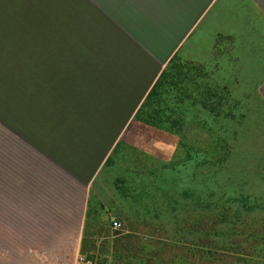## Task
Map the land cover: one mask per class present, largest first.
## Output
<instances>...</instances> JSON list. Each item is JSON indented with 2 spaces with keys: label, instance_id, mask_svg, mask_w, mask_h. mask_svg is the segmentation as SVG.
<instances>
[{
  "label": "rangeland",
  "instance_id": "rangeland-1",
  "mask_svg": "<svg viewBox=\"0 0 264 264\" xmlns=\"http://www.w3.org/2000/svg\"><path fill=\"white\" fill-rule=\"evenodd\" d=\"M86 10L84 0H0V26L6 22L38 25L43 20L42 25L56 26L59 21L64 35L80 38L74 41L79 65L71 66L66 61L57 64V34L43 33L44 49L24 48L28 43H22L17 34L0 30L1 120L5 121L7 107L16 99L38 101L41 97L33 91L70 85L72 77L55 80L53 76L67 74L71 68L80 73L79 88L97 91L104 85L103 89L111 90L124 80L130 83L137 58L118 34L106 35L105 41L109 55L115 62L124 59L126 66L116 74L112 70L111 76L98 70L103 65L93 59L102 56L103 49H87L81 43L87 39ZM44 11L46 17H33ZM92 17L100 23L97 15ZM30 35L38 40V34ZM191 51L194 54L179 49L160 68L159 77L115 146L125 150L122 158L117 155L115 159H121L123 166L126 163L127 175L142 180L143 202L150 208L141 214L143 221L132 226L135 234L123 236L116 244L117 250L134 254L126 259L128 264H183V254L198 258L203 249L206 254L214 249L247 251L241 245L253 236H264V49L233 54L232 49L223 48L214 50L215 55L214 51L211 55ZM88 57L92 60L86 66ZM214 57L217 62L213 63ZM140 159L142 168L134 165ZM148 185L152 186L150 193ZM5 199L6 194L0 192V205L6 204ZM6 211L0 208V264H25L14 252L36 248L49 251L41 259L51 262L62 259L67 264L69 258L72 262L85 256L77 247L78 236L27 235L23 225L9 222ZM58 250L63 251L61 256H55Z\"/></svg>",
  "mask_w": 264,
  "mask_h": 264
},
{
  "label": "crops",
  "instance_id": "crops-1",
  "mask_svg": "<svg viewBox=\"0 0 264 264\" xmlns=\"http://www.w3.org/2000/svg\"><path fill=\"white\" fill-rule=\"evenodd\" d=\"M84 1L87 39L81 43L87 49H103L102 56L93 57L103 65L98 70L108 76L112 70L115 74L125 70V60L115 62L105 41L106 35L118 34L136 55L134 77L129 84L124 80L122 86L105 90L102 85L94 91L79 88L80 73L71 68L67 74L53 76L55 80L72 77L70 85L39 89L33 91L39 93L38 101L18 98L8 105L5 121L0 119L5 135L0 137V192L6 194V204L2 202L0 208L7 210L10 223L23 225L27 235L78 236L77 247L94 264H111V260L112 264H128L126 259L134 254L117 250L116 244L123 236L135 234L132 226L142 222L141 214L150 208L143 202L142 180L128 176L126 163L123 166L121 159H115L125 153L115 148L117 142L159 77L160 68L179 49L186 54L199 49L209 55L223 48L232 49L233 54L263 50L264 0ZM46 15L44 11L33 17ZM93 15L100 23L91 20ZM42 24L13 26L14 22H6L0 30L17 34L22 43H28L24 48L40 49H44L43 33H55L54 47L60 53L57 64L79 65L74 47L79 36L64 35L59 21L56 26ZM30 34H38V40ZM213 59L217 62V57ZM91 60L87 58L86 66ZM207 60L205 56L204 62ZM84 75L91 80L89 73ZM137 164L142 168L141 159L134 162ZM147 189L150 193L152 186ZM113 222L119 227H113ZM48 252L36 248L14 253L25 264H64L62 259H41ZM54 253L61 256L63 251ZM31 256L36 260H29ZM71 263L77 264L76 259H67Z\"/></svg>",
  "mask_w": 264,
  "mask_h": 264
},
{
  "label": "trees",
  "instance_id": "trees-1",
  "mask_svg": "<svg viewBox=\"0 0 264 264\" xmlns=\"http://www.w3.org/2000/svg\"><path fill=\"white\" fill-rule=\"evenodd\" d=\"M251 211V213L254 212L260 214L259 210ZM241 247H247L249 250H239L237 252L231 251L228 253L224 252V250H222V252L214 249L212 252H207L208 254H206L203 249V256L198 252V258H192V256L185 257L183 254V264H264V236H253L251 238V242H248L245 244V246L241 245ZM216 251L220 252L221 254H218ZM204 254L206 255L204 256ZM220 255H223V257L227 258H220ZM201 256L203 257L202 260Z\"/></svg>",
  "mask_w": 264,
  "mask_h": 264
},
{
  "label": "built area",
  "instance_id": "built-area-1",
  "mask_svg": "<svg viewBox=\"0 0 264 264\" xmlns=\"http://www.w3.org/2000/svg\"><path fill=\"white\" fill-rule=\"evenodd\" d=\"M113 227H117L118 223L113 222L112 223ZM77 264H94L90 259L86 258L85 256H78L76 259Z\"/></svg>",
  "mask_w": 264,
  "mask_h": 264
},
{
  "label": "flooded vegetation",
  "instance_id": "flooded-vegetation-1",
  "mask_svg": "<svg viewBox=\"0 0 264 264\" xmlns=\"http://www.w3.org/2000/svg\"><path fill=\"white\" fill-rule=\"evenodd\" d=\"M159 98L156 99V101H158Z\"/></svg>",
  "mask_w": 264,
  "mask_h": 264
}]
</instances>
